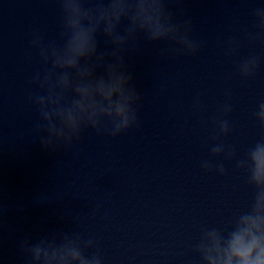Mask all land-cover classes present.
<instances>
[{
  "label": "water",
  "instance_id": "obj_1",
  "mask_svg": "<svg viewBox=\"0 0 264 264\" xmlns=\"http://www.w3.org/2000/svg\"><path fill=\"white\" fill-rule=\"evenodd\" d=\"M262 5L169 0L178 20L191 19L194 38L204 42L200 51L176 54L141 37L138 50L123 53V68L141 95L139 127L115 138L87 129L70 148L53 150L34 132L39 116L30 98L40 90L31 80L44 65L31 41L39 32L45 43L62 44L60 6L0 0V264H25L26 239L73 231L96 242L89 254L98 250L104 264H197L202 230L227 226L253 202L254 189L236 160L264 138L255 118L264 102V61L249 80L236 69L250 52L264 55V46L243 40L255 31L252 10ZM84 6L94 9L102 0ZM233 38L244 46L230 55ZM97 39L98 52L110 53L102 33ZM96 75H105L104 68ZM226 102L232 110L224 117ZM222 118L231 128L227 136H218L215 121ZM221 142L235 149L234 160L213 156ZM221 164L224 175L216 170Z\"/></svg>",
  "mask_w": 264,
  "mask_h": 264
},
{
  "label": "clouds",
  "instance_id": "obj_2",
  "mask_svg": "<svg viewBox=\"0 0 264 264\" xmlns=\"http://www.w3.org/2000/svg\"><path fill=\"white\" fill-rule=\"evenodd\" d=\"M56 2L61 9L62 44L45 43L39 32L31 41L44 65L43 72L32 77L31 83L40 91L30 99L39 116L34 132L46 149L70 148L87 129L115 138L139 127L141 95L123 68V53L138 50L141 37L148 43H166L170 46L167 51L193 56L204 43L194 38L191 19L178 20L169 10V0H106L107 6L102 0V6L94 9L84 6L87 0ZM252 17L255 31L245 32L243 40L249 46H264V5L254 8ZM101 33L112 46L110 53L98 52ZM243 46L230 39L226 53L234 55ZM262 61L264 55L250 52L237 64V74L243 80L253 78ZM100 67L105 75L97 76ZM226 95L230 99V93ZM193 108H201L199 97ZM231 110L227 102L220 109L224 117ZM255 118L264 127V102L258 105ZM215 124L218 136L230 134L228 119H217ZM211 151L228 161L236 158L235 149L222 142ZM202 167L212 170L208 161ZM236 167L246 173L247 184L254 189L253 202L227 226L202 230L194 246L197 264H264V138L250 147L244 158L236 160ZM216 170L225 174L222 164ZM20 247L25 264H104L98 250L89 254L97 248L96 242L83 238L79 231L43 236L35 243L26 239Z\"/></svg>",
  "mask_w": 264,
  "mask_h": 264
}]
</instances>
